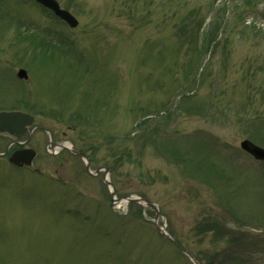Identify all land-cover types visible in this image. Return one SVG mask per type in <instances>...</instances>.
<instances>
[{
  "label": "rangeland",
  "instance_id": "rangeland-1",
  "mask_svg": "<svg viewBox=\"0 0 264 264\" xmlns=\"http://www.w3.org/2000/svg\"><path fill=\"white\" fill-rule=\"evenodd\" d=\"M56 1L74 28L0 0V111L111 168L116 197L153 202L198 264H264V162L239 146L264 148V0ZM45 140L36 167L73 186L0 159V264H193L151 209H110L102 174Z\"/></svg>",
  "mask_w": 264,
  "mask_h": 264
},
{
  "label": "water",
  "instance_id": "water-1",
  "mask_svg": "<svg viewBox=\"0 0 264 264\" xmlns=\"http://www.w3.org/2000/svg\"><path fill=\"white\" fill-rule=\"evenodd\" d=\"M37 4L42 6L43 8L48 9L52 12V14L57 17L58 19L62 20L64 23H66L69 27L74 28L77 25L76 18L67 10L60 8L58 2L56 0H34ZM17 77L19 79H27V74L24 70L19 69L17 72ZM33 122V118L23 112L19 111H0V133L9 135L13 138H19L23 136L24 134H29L28 127L31 126ZM240 149L250 155L254 160L264 162V148L259 147L252 142L248 140H243L240 142ZM34 151L31 148H24L20 151L13 152L8 160L11 164L21 167V166H29L31 164V160L34 157ZM79 156H83V154L79 153ZM86 169L88 170L89 165L86 163ZM105 171V175H107L110 170L108 168H103ZM98 172V170L96 171ZM106 184L110 188V207H113L115 202H132L141 205L143 208L148 207L154 212V224L157 232L170 241L176 248H178L182 253H184L193 264H198L192 256L183 251L179 245L176 243V241L163 230V225L157 224L158 217L160 216L156 205L146 199L139 198V197H130L126 196L122 199H115L114 193L112 190V186L108 182V180L105 179Z\"/></svg>",
  "mask_w": 264,
  "mask_h": 264
},
{
  "label": "flooded vegetation",
  "instance_id": "flooded-vegetation-1",
  "mask_svg": "<svg viewBox=\"0 0 264 264\" xmlns=\"http://www.w3.org/2000/svg\"><path fill=\"white\" fill-rule=\"evenodd\" d=\"M10 110H18V111H21L20 109H14V108H11ZM29 129V134H24L23 136L19 137V138H12L8 135H5V134H0V137H3L5 139H7V142L4 146V149L0 151V159L5 161L8 165H10L12 168H15V169H18V170H30L32 169L33 170V173L35 175H37L38 177H41V178H49L50 180L53 181V179H51V176H53V178L57 179V181H55V183H58V184H62V185H66L67 187H70L71 189V186H73V182H70L68 179H62L60 177V180H59V177H57L56 175H51V176H46L45 172H44V168L41 169V168H38L36 167L35 163L37 160H39L38 158V152L32 148L31 146H29L28 144L30 143V141L32 140V135L33 133L35 132H42L45 134L46 136V140H45V153L47 156L49 157H53V156H63L64 154H67L69 156H73L75 158H77L79 161L82 162L83 164V170L85 172V174L88 176V177H98L100 176V174H102V184L104 186V188L107 189L106 185H105V182H104V172L101 170V168L103 167H106L104 165H94V162L93 160L89 157V155H87L83 150L81 149H73L72 146H70V148L66 147L64 145V137L65 135L62 134L61 135V139H59L56 135H54L50 130L40 126V125H37V124H33L31 127L28 128ZM2 139V138H1ZM24 148H31L33 149L34 151V157L33 159L31 160V164L30 166L28 167H21V168H16V166H13L8 158L9 156L15 152V151H20ZM81 153L83 154V156L85 157L86 159V163H88L89 165V170L86 169V166H85V162H84V159L82 156H79L78 154ZM59 158V157H58ZM58 160V159H57ZM91 170V173L89 172ZM98 170V172H96ZM42 176H46V177H42ZM69 183V184H68ZM72 183V184H70ZM83 189L84 191L86 190L87 188V185L86 184H83L82 183ZM73 188V187H72ZM113 189H114V186H113ZM114 193H115V196H116V191L114 190ZM89 195H87V198H88Z\"/></svg>",
  "mask_w": 264,
  "mask_h": 264
},
{
  "label": "bare ground",
  "instance_id": "bare-ground-1",
  "mask_svg": "<svg viewBox=\"0 0 264 264\" xmlns=\"http://www.w3.org/2000/svg\"><path fill=\"white\" fill-rule=\"evenodd\" d=\"M65 146H68L69 144L68 143H64Z\"/></svg>",
  "mask_w": 264,
  "mask_h": 264
},
{
  "label": "trees",
  "instance_id": "trees-1",
  "mask_svg": "<svg viewBox=\"0 0 264 264\" xmlns=\"http://www.w3.org/2000/svg\"><path fill=\"white\" fill-rule=\"evenodd\" d=\"M248 1H251V0H248ZM29 37V36H28Z\"/></svg>",
  "mask_w": 264,
  "mask_h": 264
}]
</instances>
